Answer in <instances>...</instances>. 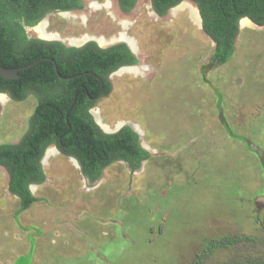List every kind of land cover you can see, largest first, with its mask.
<instances>
[{"label":"rangeland","instance_id":"rangeland-1","mask_svg":"<svg viewBox=\"0 0 264 264\" xmlns=\"http://www.w3.org/2000/svg\"><path fill=\"white\" fill-rule=\"evenodd\" d=\"M79 1L33 25L21 20L25 40L105 48L126 45L111 36L131 35L135 65L115 70L111 91L88 112L105 133L134 126L149 157L137 168L116 160L90 181L74 157L49 145L43 180L29 184L38 200L24 210L0 165V264H236L264 255L256 219L264 218V24L242 27L241 18L233 54L217 64L193 0L163 14L151 0L127 10L118 0ZM106 1L126 26L90 8ZM40 24L49 36L38 34ZM42 95L0 93V144L21 139ZM225 235L256 242L204 255L207 241Z\"/></svg>","mask_w":264,"mask_h":264},{"label":"trees","instance_id":"trees-1","mask_svg":"<svg viewBox=\"0 0 264 264\" xmlns=\"http://www.w3.org/2000/svg\"><path fill=\"white\" fill-rule=\"evenodd\" d=\"M151 1L153 8L163 14L181 0ZM193 1L199 7L202 30L215 44L212 57L217 64L225 63L233 54L241 18L264 24V0ZM118 2L127 10L135 0ZM80 6L79 0H0V65L21 67L47 56L55 61L62 77L57 76L54 64L46 59L20 70L17 79L0 76V91H7L14 100H22L28 91L43 93L21 139L0 144V165L8 173V190L19 199L20 210L38 200L29 184L43 180L40 160L49 145L74 157L90 181L97 180L102 170L116 160L137 168L149 157L130 127L105 133L88 112L97 99L111 91L108 74L123 64L135 62L124 44L103 49L89 42L82 48H68L54 41L25 40L21 20L33 25L47 10ZM256 219L264 228V218L256 216ZM240 242L256 241L247 235H225L207 241L203 253L208 256L215 249ZM236 264H264V255L250 254L246 261Z\"/></svg>","mask_w":264,"mask_h":264},{"label":"bare ground","instance_id":"bare-ground-1","mask_svg":"<svg viewBox=\"0 0 264 264\" xmlns=\"http://www.w3.org/2000/svg\"><path fill=\"white\" fill-rule=\"evenodd\" d=\"M105 8V10L107 11V13H108V15H110V17L113 19V21L116 23V24H118V25H120V26H126V24L128 23V20H126V19H121L120 17H119V14L118 13H116L111 7V3H110V1H106L105 3H104V5H101V6H98V5H95V4H91L90 5V8H92L93 10H98L99 8ZM92 10V11H93ZM191 16H192V14H191ZM85 16H82V21L84 22L85 21ZM241 25H242V27H245V26H250V25H252V23L251 22H249L248 20H245V19H243L242 21H241ZM36 30H37V32H38V34L40 35V36H43V35H48L45 31H44V26H42V24H40V25H37L36 26ZM49 36V35H48ZM87 36H83V37H81L80 39H72V41L71 42H76V41H80V40H83V39H85ZM117 37H119V39H124L126 42H127V44L129 45V47L130 48H132L133 46V44H132V41L131 40H129L128 38H126L125 37V35L123 34V33H119V35H117V36H111L109 39H108V41H113V40H115V39H117ZM107 39V38H106ZM106 39H104L102 36H99V37H97L96 38V40H97V42L100 44V45H103L104 43H106V42H108V41H106ZM134 48V47H133ZM97 121H99V120H97ZM133 127V129L134 130H136L135 129V127L134 126H132ZM137 131V130H136ZM50 148H48L47 149V153H46V155H48V153L50 152Z\"/></svg>","mask_w":264,"mask_h":264},{"label":"water","instance_id":"water-1","mask_svg":"<svg viewBox=\"0 0 264 264\" xmlns=\"http://www.w3.org/2000/svg\"><path fill=\"white\" fill-rule=\"evenodd\" d=\"M251 22H252V21H251ZM252 23H253V22H252ZM253 24H254V23H253ZM255 25H256V24H255ZM45 59L51 61V62L54 64V67H55V71H56L57 76L60 77V78H62V77L60 76V74H59V73L57 72V70H56V64H55V61H54L52 58L47 57V56H45V57H41V58L35 60L34 62H32V63H30V64H28V65H26V66H21V67H4V66H1V65H0V76H1L2 78L9 79V80L17 79V78L19 77L18 72H19L20 70H22V69H24V68H26V67H29V66H31V65H33V64H35V63H37V62L40 61V60H45ZM118 69H120V68H118ZM112 73H113V72H111V73L109 74V77H110V75H111ZM95 123L100 127V125H99L97 122H95ZM100 128H101V127H100ZM131 129H132L134 132H136V130H134L133 127H131Z\"/></svg>","mask_w":264,"mask_h":264},{"label":"flooded vegetation","instance_id":"flooded-vegetation-1","mask_svg":"<svg viewBox=\"0 0 264 264\" xmlns=\"http://www.w3.org/2000/svg\"><path fill=\"white\" fill-rule=\"evenodd\" d=\"M151 3H152V1H151ZM152 7H153V4H152ZM154 9V8H153ZM155 10V9H154ZM156 11V10H155ZM157 12V11H156ZM158 13V12H157ZM159 14V13H158ZM245 18H247V17H245ZM249 21H251L249 18H247ZM202 20V19H201ZM239 22V21H238ZM252 23V22H251ZM128 33V32H127ZM125 35L127 36V38L129 39V40H131L132 42H133V44L135 45V42H134V39H133V37L131 36V35H127L126 34V32H125ZM132 37V38H131ZM90 41H87V42H85L82 46H80V47H76V48H82V47H84L85 45H87L88 43H89ZM122 42V41H121ZM123 43H125L126 45V47H127V49L129 50V52L135 57V53L129 48V46L127 45V43L125 42V41H123ZM118 44H120V43H113V44H111V45H109L108 47H105V48H103V49H106V48H110V47H113V46H116V45H118ZM98 46V45H97ZM99 47V46H98ZM214 47H215V44H214ZM100 48H102V47H100ZM135 49H136V46H135ZM136 61H137V58L135 57V62H133V63H130V64H123V65H121V66H119V67H117L115 70H117L118 68H120V67H123V66H130V65H135V63H136ZM115 70H113L112 72H114ZM111 73V72H110ZM109 73V74H110ZM109 74H108V76H107V79L109 80ZM0 93H5V94H7L9 97H11L9 94H8V92L7 91H0ZM95 122V121H94ZM131 128V127H130ZM46 149V148H45ZM45 151V150H44ZM44 153V152H43ZM41 159H42V157H41ZM41 161V160H40ZM143 161V160H142ZM141 161V162H142Z\"/></svg>","mask_w":264,"mask_h":264},{"label":"crops","instance_id":"crops-1","mask_svg":"<svg viewBox=\"0 0 264 264\" xmlns=\"http://www.w3.org/2000/svg\"><path fill=\"white\" fill-rule=\"evenodd\" d=\"M244 18V17H243ZM247 19V18H246ZM239 25H240V21H239Z\"/></svg>","mask_w":264,"mask_h":264}]
</instances>
